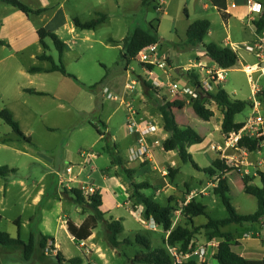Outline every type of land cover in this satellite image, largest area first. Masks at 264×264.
Here are the masks:
<instances>
[{
	"label": "rangeland",
	"instance_id": "obj_1",
	"mask_svg": "<svg viewBox=\"0 0 264 264\" xmlns=\"http://www.w3.org/2000/svg\"><path fill=\"white\" fill-rule=\"evenodd\" d=\"M164 1L166 8L158 0H150L148 5H145L143 0H53V5L49 6L45 14L39 17H30L35 30L46 28L49 32L57 34L68 45L67 52L63 56V63L74 77H64L61 74L50 77L44 74L32 75L29 73L33 67L51 68V64L48 62L37 60V57L43 53L53 57L55 62L59 64L58 51L49 38L45 40L49 45L47 50L39 42L28 50L21 51L8 47L1 48L0 46V112L7 109L12 113L10 110L12 108L21 117L24 134L27 137L32 134L35 143L46 146L44 149L46 151L42 153L39 152L40 150L34 143L30 145L23 141L15 145L5 144L11 146L5 147L3 140L14 138L16 133L0 120V144L2 145L0 147V167L8 166L18 169L16 173L10 174L7 179L0 178V232L8 233L17 238L18 229L15 226V220L21 217L23 222L21 239L25 243L29 242L31 234L40 235L44 233V235H51L61 241L64 250L68 249L67 256L78 257L76 256L80 254L78 248L69 241L66 233L60 230L57 222L58 217L64 214L70 216L73 221L82 216V208L75 202L67 200L64 193L65 189L78 185L69 184L65 180L61 184L60 179H57L53 173L59 171L58 173L66 177V167L69 164L67 165V162L63 161L64 151H66L64 148H70L71 151H74L80 145L83 146V143L89 142L91 144L95 138L96 140L99 139L96 131L89 124L94 122L97 124L96 127L106 134L96 147L87 145L83 149H92L97 156L95 168H98L99 171L94 173V184L103 188L108 187L115 196L116 202L122 205L117 213L127 218V231L122 236L124 239L134 240L137 233L147 235L137 222V218L129 213L130 206L127 207V203H134L131 198L133 195L132 182L127 173L119 172L116 174L117 170L111 166V158L107 150L111 148L110 152L115 151V144L108 141L107 130L102 125L108 123L110 132L118 139L117 152L119 151V154L126 158L129 153L128 150L137 143L139 136L137 139L133 136H131L133 137L131 140L130 138L127 139L126 126L129 113L127 107L120 104L125 97L128 101L133 102L131 106L140 114L153 117L151 119L143 118L145 121H152L159 126L153 141L154 165L160 170L168 167L179 169V174L176 175L172 184L168 175L165 181V186L171 185V188L175 190L174 198H176L177 208L182 209L183 201L194 194L196 201L202 202L208 207L207 212L210 218L214 220L228 218L229 214L221 197L214 194L218 178L211 177L205 171H199L192 163L182 162L177 152H165L163 142L169 138V135L163 129L164 121L157 110L155 99L152 100L147 96L148 89L144 87L143 82L133 94L125 90L126 82L141 75L143 70L134 61L131 64L134 74L132 72L125 73L128 66L122 59V55H124L122 41L130 31L137 27H142L144 30H150L152 26L157 28V36L161 43L160 49L167 51L170 57L171 78L183 85V78L178 73L181 66L198 64V60L203 61V64L210 63L205 59L203 46L191 50V47L187 49L185 45L186 28L190 20L208 19L212 25V33L206 36L204 44L213 42L225 46L226 37L229 34L231 42L242 46L238 51L239 62L226 73L227 81L222 84V87L232 98L247 101L251 99L252 93L249 77L243 71V65L254 64L257 61L254 55L243 48V45L245 42L251 41L250 39L254 34L249 29L245 31L239 20L234 18L229 21V31L226 30L222 17L220 18L212 4L209 5V10L204 9L207 0ZM57 3L63 5L62 8L57 9L55 7ZM16 12L20 11L0 4L2 20ZM97 14L106 16L105 22L98 28L94 30L75 28L73 22L75 18L87 22L95 18ZM24 27L28 28V25ZM1 28L3 27L0 26V32ZM211 64L214 65L213 63L209 65ZM127 74H130V79ZM60 77L64 78L62 79L63 82L58 79ZM258 77L259 74H256L255 78ZM107 82H109L108 85ZM257 84L264 90V76L259 78ZM106 86L112 89L110 94H105ZM26 90L41 91L48 93V95H31ZM163 96L168 101H182V99L170 98L166 91L158 93L156 98L162 100ZM94 103L97 113H89L88 107ZM185 103L183 107L174 109L176 118L181 126H189L205 138L204 143L191 146L189 154L196 165L206 169L216 159H219V156L211 148L214 145L223 144V133L220 126L222 114L211 100L207 106L214 111L215 117L210 121H204L194 113L189 101L185 100ZM249 113L250 105L241 114L236 115L237 123L245 122ZM109 118L111 120L108 122ZM15 120L19 122L16 118ZM19 125L21 126L20 122ZM50 127L54 130L51 134H49L50 130L48 129ZM250 160L253 164L258 160H264V145H262L261 151L251 154ZM140 163L138 160L130 164L132 169H137L134 182L151 183L153 188L145 190V194L155 197L156 190L159 187H164L162 185V173L160 171L154 172L151 169L146 174L139 169ZM86 167V172L79 177L80 186L93 182L90 175L92 167L91 165H86ZM78 170L76 168V172ZM249 170L252 173L255 171L253 166ZM234 171L224 175L232 187L231 202L238 214H253L257 211L258 199L246 194L243 185H235L230 177ZM43 176L45 178L41 179ZM104 177H107L109 181H105ZM19 179L27 181V189L23 190L19 185L20 183H14ZM211 184L214 186L211 187ZM253 184L261 186L259 181H255ZM20 192L31 193V197L39 196L42 201L40 204L42 208L32 206L27 211H23L21 207L23 200L18 198L19 195H16ZM105 194V199H107L105 205L111 207L112 200L107 198L109 197L108 193ZM170 194L169 192L166 196L161 195V198L156 199L166 205ZM131 207L136 209L134 205ZM86 210L89 211V208ZM33 216L35 218L30 222ZM46 219L47 223H45ZM182 221H185L183 213L179 216L178 222ZM207 222L208 218L201 216L195 219L194 224L200 226ZM231 227L234 230L239 228L234 225ZM57 229L58 232L56 233ZM160 232L154 235L156 247L164 245L162 241V238L165 237L163 229ZM98 233L93 243L104 249L108 256L114 254L115 261H111L110 264H133L132 261L129 263L128 258L134 257L139 251V244L134 245V247H121L120 251L117 252L121 254L119 256L115 253V248L110 245L106 230L103 228ZM206 234L207 231L202 230L197 235L198 247L210 241ZM17 251L19 254L16 253ZM17 255L22 256L20 250L5 249L0 245V264H32L31 262L22 263L20 260H16ZM51 255L52 253H49L47 257L43 258L40 253L36 252L35 262L41 260L44 262L43 264H56V259ZM35 264L41 263L36 262ZM199 264H202L201 261Z\"/></svg>",
	"mask_w": 264,
	"mask_h": 264
},
{
	"label": "trees",
	"instance_id": "obj_2",
	"mask_svg": "<svg viewBox=\"0 0 264 264\" xmlns=\"http://www.w3.org/2000/svg\"><path fill=\"white\" fill-rule=\"evenodd\" d=\"M210 1L218 9L217 11L220 13L223 21H227V0ZM149 2L150 0H143L145 5H148ZM0 3L18 9L28 18L32 16H40L46 10L32 9L21 0H0ZM105 20V15L97 14V16L90 21L83 22L79 18H75L73 22L75 28L79 30H94L103 24ZM253 23L258 34L264 33V12H262V14H260ZM211 26V22L208 19H201L191 23L186 33L185 45L191 47V49L203 46L204 53L207 58L223 69H231L239 62V55L236 51H234L231 47H222L213 42L204 44V39L210 32ZM157 32L158 29L153 26L150 30H144L142 27H137L133 31L129 32L127 37L122 41L124 50L122 59L126 66H129L132 60L139 55L142 50L160 43ZM37 33L45 50L49 49V46L45 42L46 38H49L52 40L58 51L59 64L55 62L53 57L46 54H42L37 57L38 60L47 61L51 64V69L47 70V72H60L64 75L74 77L68 72L63 63V55L67 51L66 43L60 39L58 35L49 32L46 28L39 29ZM0 44L5 45L3 42H0ZM43 70V68L38 67L30 69L31 73L41 72ZM188 74L190 83H192L194 87L198 86L200 75L197 72H189ZM143 85L148 89L147 96L152 100L155 99L154 101L157 110L161 114L164 121L163 129L169 135V138L163 142L165 152H177L182 162L192 163L196 169L199 171H205L213 178L219 176L218 185L214 189V194L221 197L223 205L225 206L229 216L226 219L214 220L210 218L207 212L208 207L206 205L192 199L188 205L182 208L185 221L177 222L174 225L176 212L179 211L176 205V198H170L168 200V204L163 205L162 203L154 200L155 197L145 194V190L153 188L151 183L143 182L140 184L132 181L133 195L131 198L134 200V206L140 205L143 208L142 216L147 221L155 220V223L160 226L166 234H168V238L163 246L154 248L152 246L153 243L151 239L148 236L139 233L136 235L134 240L125 239L124 241H121L120 238L124 233L122 220H107L106 214L101 209L103 205V196L101 193H98L93 197H87L81 188H72L71 190L67 189L65 190V193L69 194L73 202L78 204L81 208H89L91 214L79 227L67 220L66 222L69 234L74 238L77 244H82L92 237L93 232L100 224H102L106 227L107 239L110 242V245L118 252L120 251L121 246L134 247V245L139 244L140 249L136 252L135 257L132 259L134 264H174L173 258L168 254L166 247L168 245L177 246L183 254H190L195 250V247H197V235L202 230H206V235L210 241H219V247H217V251L213 257L217 264H264V260L260 262L250 261L236 254L232 249V247L235 246L234 235L231 232L222 231V228L228 226L229 224L243 225L257 221L259 222L262 218H264V172L258 171L261 184L260 187L259 185L252 184L254 179L253 177L248 175L240 178L241 174L239 172H232L231 178L240 179L244 192L258 199V208L255 213L250 215L238 214L231 202L232 187L229 180L224 178V175L226 176L228 172L233 171V169L228 167L220 159H216L210 167L202 169L193 162L192 156L189 154V148L193 145H200L204 143L205 138L191 127H183L178 123L174 109L183 107L186 104L185 100L168 101L165 96H163L162 100H158L156 95H158L161 91L153 88L147 83H144ZM26 92L46 95L44 92H37L35 90H27ZM208 95L209 96L200 97L197 100L190 102V106L194 113L204 121H210L212 118L214 119V111L207 106L212 100L223 115L221 132L223 134H227L233 129H240L243 124L237 123L236 115L241 114L248 105H251V102L249 100L239 101L232 98L222 86H218L213 93ZM0 119L5 122V124L8 125L17 135L23 138V140L30 142L29 138H26L23 134L19 122L15 120L13 114L9 110L3 109L0 112ZM102 125L106 128L104 123ZM94 127L98 129L95 125ZM98 131L101 135H106L99 129ZM240 145L247 147L251 152H255L259 149L261 150L262 141L243 140ZM114 148L115 151L112 152H110L111 148L108 149L112 165L123 167V170L127 173L128 178L132 180L133 174L136 171L124 167L122 159L119 157V153L117 152V146ZM17 171V169L8 166L0 167V178L7 179L10 174H14ZM168 174L172 184L176 175L179 174V169L170 167ZM201 216H206L208 218V222L203 225L196 226L194 224L195 219ZM15 223L18 227L20 226L19 219L16 220ZM51 241H54L52 237L44 236L43 234L40 235L39 240L37 241L36 235L32 234L29 242L25 243L21 239L20 235L17 238H13L8 233L0 232V245L5 249L20 250L22 253V259L25 263L31 262L36 252L40 253L41 257L45 258L47 250H50L51 252L54 250L52 246L48 247V243ZM56 260L59 264H62V256L60 254L56 256ZM70 263L83 264V259L81 257H77L72 259ZM182 264L199 263L196 260H189L187 262H183ZM202 264L208 263L203 261Z\"/></svg>",
	"mask_w": 264,
	"mask_h": 264
},
{
	"label": "crops",
	"instance_id": "obj_3",
	"mask_svg": "<svg viewBox=\"0 0 264 264\" xmlns=\"http://www.w3.org/2000/svg\"><path fill=\"white\" fill-rule=\"evenodd\" d=\"M21 1L25 2L27 4V6L31 7L32 9H35V10H37V9H46L43 14H45L48 11L49 6L53 5V0H21ZM257 1L261 2L263 4V7H264V0H257ZM0 4H2V3H0ZM210 4H212L214 6V8H216V6L210 0H207V4H204V9L205 10H209L210 9L209 8ZM233 4H235L236 7H232ZM162 5L165 6L166 2L164 1ZM62 6L63 5H60L59 3H57V6H55V7L58 9V8H62ZM165 8H166V6H165ZM164 9H163V12H164ZM217 10L218 9L216 8V12L219 14V16L221 18V15H220V13ZM43 14H41V15H43ZM227 15H228L227 21H223V19H222V22L225 23L224 28L226 30L229 29V21L232 18H234V19L239 20V22L244 26L245 31H247L249 29L251 31V33L254 34V35H252V39H250V40L253 41L255 39V37H256V35L258 33L256 32L254 23H252V19L254 18V20H256L259 16L253 17V16L249 15L248 8H247V0H227ZM36 17H39V16H36ZM189 20H190V18H189ZM254 20H253V22H254ZM195 21H197V20H195ZM195 21H191L190 20V22H189V24H188V26L186 28V32H187L189 26L191 25V23H194ZM0 22H1L0 26L3 27V28H1V32H0V42H3L5 44V45H1L0 44L1 48L8 47V48H11V49H17V50L21 51V50H28L31 46H34L38 42L41 44L40 38H39L38 33H37L38 30H35V27L32 25L31 19L28 18L21 11L20 12H16L14 15H11L10 17H8L5 20H2V18L0 17ZM25 25L26 26L28 25V28L24 27ZM31 29H33V32H31ZM211 33H212V31L210 30V32L208 33L207 36H209ZM251 41H248V42H251ZM248 42H245V43H248ZM231 44H235V43L231 42V36L228 34L227 37H226V45L227 46L225 45V46H222V47H231ZM217 45H219V44H217ZM219 46H221V45H219ZM67 47H68V45H67ZM157 47H158V50L161 52V54L164 55V56L166 55L167 58L169 59V63H171L170 57H169L167 51H163L162 49H160L161 48V43L157 44ZM186 48L189 49L188 46H186ZM205 59H206L207 62L212 63V61L209 58H207L206 56H205ZM37 60H38V58H37ZM43 62H47V61H43ZM198 62L203 63V61H200V60H198ZM181 67H183V66H181ZM181 67H180V69H181ZM38 68H43L44 70L41 71V72H35V73H31V71L29 70V73L32 74V75L44 74V75H48L50 77H52V75H56V74H61L64 77L67 76V75H64V74H62L60 72L48 73L47 70L51 69V68H48V67H38ZM231 69H229V70H231ZM125 73H129V72L127 70H125ZM178 73L181 74V77H183L184 73H182L181 70L178 71ZM127 76H128L129 79L131 78L130 74H127ZM62 77L58 78L61 82H63L62 79H64ZM108 84H109V82H107V85ZM124 88H125V86H124ZM261 90H262L263 95H264V90L263 89H261ZM104 91H105V94H110V92H112V89L109 86H106ZM37 92H41V91H37ZM27 93L31 94V95H38V94L29 93V92H27ZM46 95H48V93H46ZM41 96H45V95H41ZM122 100L123 101L120 103L121 106H125L126 107L127 104L133 103V102L128 101L126 99V97L123 98ZM88 108H89L88 109L89 113H97V108H96L95 103L93 105L90 104ZM10 110L12 111L14 117L20 122V124H21L20 127H21V130H22L23 134H24L23 123L21 121V117L18 114H16L15 111L12 108H10ZM174 113H175V111H174ZM139 116L142 117V118H147V119L153 118L152 116H148V115L142 114V113L141 114L139 113ZM110 120H111V118L108 119V122ZM93 123L94 122H90L89 124H91V126L94 128V130L96 131V133H97V135H98L100 140L99 139L96 140V138H95L94 140H92L91 144L89 142L83 143V146L80 145V147L75 149L74 151H71L70 148L69 149L68 148L67 149L64 148L66 151H64L63 161H66L67 165L69 164L66 167V172H67V168L68 167L69 168L70 167H74V172H72L71 175H69V173L65 172L66 177H64V176H62V174L58 173L59 171L54 172L53 175L56 176L57 179H60L61 184L64 182V180L65 181L76 180V182L69 183V184H75V185H78V186L77 187H75V186L69 187V190H71L72 188H79V186H80L79 183L81 182L79 180V177L86 172V170H87L86 165H91L92 168H91L90 175H91V179L93 178L92 179V181H93L92 183L98 189L99 193H101V195L103 196L102 197L103 205H102L101 209L106 214V219L107 220H110V219L122 220V224L124 226V232H126L127 231L126 230V223H127L126 219L127 218L123 217L120 213H117L120 210V208L122 207V205L120 203L116 202L115 196L113 195V193H111V191H110V189L108 187L103 188L101 186H97V185L94 184V173L99 171L98 168H95V160H97V156L95 155L94 151H92V149L83 150L84 146L86 147L87 145H91V147H93V146L96 147L98 142L102 141L104 139V136L101 135L100 132L98 131V129H96L94 127V125L96 126L97 124L96 123L93 124ZM222 123H223V115H222V119L220 121L221 129H222ZM105 125H106L105 127H106V130H107L108 141H110L111 143H114L115 146H117V142H118L117 137L110 132L109 127H108V123L105 124ZM48 129L50 130L49 134L54 132L52 127L48 128ZM158 130H159V128L157 129V131ZM157 131H156V133H157ZM156 133L152 134L148 138V145H149L150 150H151L150 151L151 160L149 162H145V163L141 162V160H140L141 163H140V165L138 167H139V169L144 171L146 174H148L149 170H151V169L154 172L155 171H160L162 173V177H163L162 178V181H163L162 185L164 187H159L158 190H156V195H155L154 200L157 201L156 198H159V197L161 198V195L166 196L170 192L171 194H170L169 198L167 199V204H168V200L170 198L174 197V191L175 190L171 188V185L165 186L166 177L163 176L164 175L163 172H168L170 167H168L166 169H163V170H160L157 166L154 165V158H153V155H152V151H153V141L156 138ZM29 135H30V137H27L26 135H25V137L29 138L30 142L26 141V140H23V138H21L19 135L16 134V136L14 138H6V139H4L3 140V144L4 145L5 144L15 145V144H18L20 141H23V142H25L27 144H30V145L34 143L38 147V149L40 150L39 151L40 153L46 151V150H44L46 148L45 145L35 143V141L33 140L32 134H29ZM132 136L134 138L136 137V139L138 137L137 134H134ZM133 137H131V135L127 134V139L130 138V140H131V138H133ZM222 137H223V134H222ZM214 146H216V145H214ZM0 147H2L1 144H0ZM5 147H11V146L5 145ZM68 147H69V145H68ZM118 153H119V151H118ZM119 157L122 159L124 167H126L127 169H132L130 167V164L136 162V161H134V162H130L129 161V153H128L126 158L122 157L120 154H119ZM144 165H146V166H144ZM111 166L115 167V169L117 170L116 174H118L119 172L125 173L124 170H123V167H118L117 165H112V161H111ZM76 168L79 169L77 172H76ZM172 168H174V167H172ZM133 170H135L136 172L133 174V179L131 180V182L134 181V175L137 174V169L133 168ZM250 175H251V177L254 178L253 181H252V184L255 181H259L260 182L259 175H258V173L256 171H253V173L250 172ZM242 177H245V176L240 175V178H242ZM43 178H45V177L43 176L41 179H43ZM104 180L105 181H109V179L107 177H104ZM232 181L235 182V185L241 184L239 178L238 179L232 178ZM14 183H20L19 185H20V187H22L23 190L27 189V181H25V180L19 179L17 181H14ZM162 185H160V186H162ZM65 190H67V189H65ZM243 190H244V188H243ZM27 192H28V190H27ZM105 193H108L109 197H107V198L109 200L110 199L112 200L111 207H108L107 205H105L106 204L105 200H107V199H105V197H106ZM16 195H19L18 198L23 200V203H22V206H21L23 211H27L32 206L33 207H40V209L42 208L41 205H40L42 201L40 200L39 196L31 197V195H32L31 193L27 194V193H21V192L16 194ZM65 195H66L65 197H66L67 200H69L70 202H73V200L69 196V194L65 193ZM132 205H134L133 202H128L127 203V207L130 206L129 207L130 208L129 209L130 215H133L134 217L137 218V222H139V225H141L143 230H145V233L147 234L146 236H148L151 239V241L153 243L152 246L154 248H156V245L154 243V241L156 242V238H154L155 237L154 235H157V234L161 233L160 230L162 228L160 226H158L156 230H149L147 228V226H146V222H148V221L142 216L143 208L140 205H138V206L136 205V206H134V208H136V209H133L131 207ZM81 214H82V216L77 218V220H75V221H73L70 218V216H68L66 214L60 215L58 217V219H57V222L59 223L60 230H63L66 233L69 241L72 242V244L76 245V248H78V251H79L80 254L76 255V256L81 257L83 259V264H110L111 261H113V260L115 261L114 254H109V255H112V256H108V253H106V251L104 249H102L99 245H95L93 243L95 238H96V235L99 234L98 232L101 231L103 228L106 230L105 225L100 224L98 226V228L93 232V236L90 237L85 242H83L82 244H77L76 241L74 240V238L69 234L66 221L69 220L72 223H74L77 227H79V226L82 225L83 221L86 220V218L91 214V211L90 210L87 211L86 209L82 208ZM34 218L35 217L33 216L30 219V222ZM18 219L20 221V226L18 227L17 224L15 223V226L18 229V233H16V236L20 235V237H21V230L23 228V222H22V218L21 217L17 218L16 220H18ZM45 223H47V219H46ZM232 225H234L236 227H239V228L237 230H234L231 227ZM239 230H240V232H239ZM222 231L223 232H231L234 235L235 246L232 247V249H233V251L236 254H238V255H240V256H242V257H244V258H246V259H248L250 261L260 262V261L264 260V218H262L259 222L257 221V222H253V223L243 224V225L229 224L228 226L222 228ZM57 232H58V229H57L56 233ZM42 234L44 235V233H42ZM42 234H40V235H42ZM123 234H122V236H123ZM164 234H165V237L162 238L163 244L165 243V241L168 238V234H166L165 232H164ZM34 235H36L37 241H38L40 235H37V234H34ZM136 235H135V237H136ZM44 236L52 237L51 235H44ZM122 236H121L120 239H121V241H124L125 239ZM52 238L54 239V241H51L50 243H48V247L52 246L54 248V250L52 252L51 251L49 252V253H52L51 256H54V259H56V256L58 254H60L62 256V264H71L70 261L72 259H74V258L72 256H67L68 249L66 248L64 250V248L62 246V242L57 240L54 237H52ZM126 239H129V238H126ZM208 244L211 247L207 248L208 249V253L205 256V260L204 261L207 262L208 264H217V262L214 260L213 257H214V254L217 251V247L219 245V241H216V240L215 241H208L205 244L200 245L199 247L207 246ZM198 245L199 244H197V248H199ZM121 247L123 248L124 246H121ZM158 247H160V246H158ZM195 250H196V247H195ZM117 252L118 251L115 250L116 254H118ZM16 253L19 254L18 251ZM49 253H46V257L49 255ZM118 255L121 256V254H118ZM134 257H132V258H128L127 257L128 260H129V263H130V261H132V259ZM75 258H77V257H75ZM194 258H195V256L191 257L190 260H194ZM16 260H20L22 263H24V261L22 259V256H20V255H17ZM35 260H36V258H34L31 261V263L32 264H33V262H34V264L36 262H40L41 264L44 263L41 260L40 261H36V262H35ZM195 260L198 263H200V260L198 258H195ZM56 262H57V260H56ZM57 263L59 264V262H57ZM201 263H202V261H201ZM133 264H134V262H133Z\"/></svg>",
	"mask_w": 264,
	"mask_h": 264
},
{
	"label": "built area",
	"instance_id": "obj_4",
	"mask_svg": "<svg viewBox=\"0 0 264 264\" xmlns=\"http://www.w3.org/2000/svg\"><path fill=\"white\" fill-rule=\"evenodd\" d=\"M158 1L162 4L164 2V0ZM232 7H236V5L233 4ZM247 8L249 15L253 17L259 16L264 11L263 4L257 0H247ZM253 20L254 18L252 19V23ZM231 48L238 53L242 46L231 44ZM243 48L248 53L254 55L257 61L254 64L243 65V71L248 75L249 83L251 84L252 97L249 100L251 102L250 113L245 122L242 123L243 125L240 129H233L229 133L223 134V144L213 146L212 150L228 167L239 172L241 175L243 174V176H248L250 175L249 168L252 166L257 173L258 171L264 172V160H258L253 164L250 160V156L254 152L240 145L243 140H260L262 141V145H264V95L257 84L259 78L264 76V34H257L255 39L245 43ZM134 61L140 65L143 73L136 76L135 79L126 82L125 90L127 92L133 94L137 91V87L139 85L141 86L143 82V84L147 83L157 90L166 91L170 98L185 99L189 102L197 100L200 97L209 96L208 94L213 93L218 86H222V84L227 81L226 73L229 71V69L219 67L213 61L212 63L214 65H209L210 63L203 64L201 62L195 65L188 64L180 69L181 72L184 73L182 77L184 84L180 85L178 82L172 80L169 59L166 55L164 56L161 54L157 45L142 50L139 55L132 60L131 64ZM131 64L128 66L127 71L133 73L134 70L131 68ZM189 72H197L200 75L198 86L194 87L192 83H190ZM256 74H259L257 79L255 78ZM126 107L129 113L126 131L131 136L134 134L139 136L137 143L129 150V161L134 162L141 160L143 163L149 162L151 160V150L148 145V138L156 133L158 126L154 122L145 121L140 117L137 110L133 108L131 104H127ZM258 151L261 150L259 149L255 152ZM72 172H74V167H68L66 173L71 175ZM163 174L164 177L169 175L168 172H163ZM218 181L219 178L216 181V187ZM74 182H76V180L69 181V183ZM212 186L214 185L211 184V187ZM79 188L82 189L87 197H93L99 193L98 189L92 183L82 184ZM194 197V194L189 196L185 199L182 206L185 207L188 205ZM182 213L183 209H179V211L176 212L174 225L178 222L179 216ZM146 226L149 230H156L158 227L155 220L146 222ZM208 247L211 246L208 244L207 246L199 247L190 254H183L177 246L168 245L166 249L168 254L173 258L174 264H182L185 261H189L193 256L203 262L208 253ZM49 252L50 250H47V253Z\"/></svg>",
	"mask_w": 264,
	"mask_h": 264
}]
</instances>
